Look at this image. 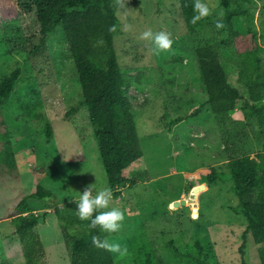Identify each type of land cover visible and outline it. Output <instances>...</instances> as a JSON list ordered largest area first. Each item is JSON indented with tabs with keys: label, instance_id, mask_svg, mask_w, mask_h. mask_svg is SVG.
Returning <instances> with one entry per match:
<instances>
[{
	"label": "rangeland",
	"instance_id": "374dc122",
	"mask_svg": "<svg viewBox=\"0 0 264 264\" xmlns=\"http://www.w3.org/2000/svg\"><path fill=\"white\" fill-rule=\"evenodd\" d=\"M205 2L212 9L209 17L222 13L219 0ZM126 7V16L116 10L119 22L114 46L127 79L125 93L150 178L122 187L120 198L112 201L111 206L124 213V220L118 232L107 233L108 239L128 248L125 257L112 253L114 263L194 264L191 256L202 250L208 264H243L242 260L260 264L257 247L251 235L245 234L244 216L231 209L238 199L232 181L225 178L228 159L254 157L261 150L263 129L255 119H245L240 105L226 116L211 112L180 0H127ZM18 10L16 18L0 20V78L21 69L2 114L16 164L11 172L0 173V264H25L9 216L18 201L37 186L53 195L28 199L39 215L55 205L69 206V202L75 204L69 212L77 214L79 192L88 185L97 191L107 187L95 128L81 102V86L61 26L48 36L42 54L29 55L38 44L39 26L33 12ZM124 23L131 25L130 31L123 30ZM148 28L169 33L172 48L153 55L152 45L140 39ZM234 28L244 33L237 41L238 51L254 45L261 48L264 74V0H250L246 17H237ZM233 41L221 49L220 61L229 83L247 99L238 81L241 63ZM72 107L77 111L68 116ZM194 113L169 130L172 119ZM47 123L54 131L48 144ZM211 167L222 173L221 180L204 186L205 171ZM193 187H199L196 199ZM181 200L186 204L173 205ZM37 232L47 264H70L69 247L54 214L46 216ZM244 241L242 257L239 248Z\"/></svg>",
	"mask_w": 264,
	"mask_h": 264
},
{
	"label": "trees",
	"instance_id": "16d2710c",
	"mask_svg": "<svg viewBox=\"0 0 264 264\" xmlns=\"http://www.w3.org/2000/svg\"><path fill=\"white\" fill-rule=\"evenodd\" d=\"M19 7L33 12L39 26L38 44L32 46L29 55L42 54L47 47L48 36L57 26H61L67 51L81 86V102L87 108L90 123L95 128L94 134L99 145L107 187L113 192V201L120 198L122 187L146 181L150 176L144 154L139 147L132 108L125 93L127 79L118 64L114 46V35L119 22L116 6L112 0H0V20L16 18ZM180 8L191 49L197 59L199 77L207 96L206 103L211 112L218 117L226 116L240 105L245 119H255L257 127L263 129L261 150L254 157L240 155L228 159L225 179L232 181V191L238 199L237 205L231 209L244 216L245 234L251 235L253 244L257 247L260 264H264V74L261 48L254 45L238 51L237 41L244 33L234 28L237 17H246L250 0H219L218 9L223 14L225 25L219 30L215 27L218 16H208L195 25L190 23L194 15L193 0H180ZM111 25H116L115 32L109 31ZM230 39H234L232 46L238 51L236 53L241 63L238 81L246 89L247 99L243 98L238 88L229 83L220 61V51L229 45ZM98 40H102L103 44H97ZM20 75L21 69L15 68L0 78L1 174L11 172L16 164L2 114ZM259 102L262 104L255 106ZM76 111L72 107L66 114L70 116ZM193 116L195 113L172 119L169 130L183 119ZM44 134L45 142L50 143L54 135L50 123L46 124ZM221 175L214 167L206 170L204 186H209L217 179L221 180ZM198 188L193 187L194 199ZM92 191L97 192L95 189ZM52 196L49 190L37 186L33 193L18 201L15 213L9 216L21 244L25 264H47L37 226L48 214H54L58 220L62 236L69 247L70 264H115L111 252L94 247L91 242L92 235L108 239V234L99 227L90 230L89 221L81 220L77 214L70 213L69 209L75 210L74 202H69V206L55 205L41 215L28 205L30 198ZM246 245L247 242L244 241L239 248L242 257L245 256ZM197 248L201 250L198 244ZM205 256L201 250L191 256V259L194 264H208L209 261L203 258ZM242 263L245 264L244 260Z\"/></svg>",
	"mask_w": 264,
	"mask_h": 264
},
{
	"label": "clouds",
	"instance_id": "9594fccd",
	"mask_svg": "<svg viewBox=\"0 0 264 264\" xmlns=\"http://www.w3.org/2000/svg\"><path fill=\"white\" fill-rule=\"evenodd\" d=\"M114 4L122 16H126L128 8L127 0H114ZM194 15L190 23L195 25L198 21L212 15V9L205 0H193ZM219 17L215 22L217 30L225 27L223 23V14L217 13ZM124 31H130L131 25L124 23ZM110 32L116 31V25L109 27ZM140 39L149 42L152 45L150 49L153 55H159L161 52L169 51L172 48L173 41L170 34L164 31L153 32L151 28L146 29L140 35ZM97 44L102 45L103 41L98 40ZM76 203L77 215L81 220L89 221L88 228L99 229L106 233L118 232L124 220V213L119 207L111 206L113 201V192L110 187H104L98 190L95 195L90 185L86 186L82 192H79ZM91 242L94 247L106 250L111 253L119 254L121 257L128 255L126 245L112 242L107 238H101L99 235H92Z\"/></svg>",
	"mask_w": 264,
	"mask_h": 264
},
{
	"label": "water",
	"instance_id": "95a60500",
	"mask_svg": "<svg viewBox=\"0 0 264 264\" xmlns=\"http://www.w3.org/2000/svg\"><path fill=\"white\" fill-rule=\"evenodd\" d=\"M186 204V200H181V201H176L174 202V206H179V205H185Z\"/></svg>",
	"mask_w": 264,
	"mask_h": 264
}]
</instances>
